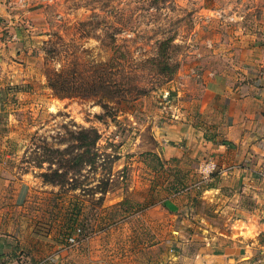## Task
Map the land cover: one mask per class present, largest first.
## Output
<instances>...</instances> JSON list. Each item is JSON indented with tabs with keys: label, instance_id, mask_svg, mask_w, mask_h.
<instances>
[{
	"label": "rangeland",
	"instance_id": "rangeland-1",
	"mask_svg": "<svg viewBox=\"0 0 264 264\" xmlns=\"http://www.w3.org/2000/svg\"><path fill=\"white\" fill-rule=\"evenodd\" d=\"M263 60L264 0H0V264H264L204 139Z\"/></svg>",
	"mask_w": 264,
	"mask_h": 264
},
{
	"label": "crops",
	"instance_id": "crops-1",
	"mask_svg": "<svg viewBox=\"0 0 264 264\" xmlns=\"http://www.w3.org/2000/svg\"><path fill=\"white\" fill-rule=\"evenodd\" d=\"M209 92L217 101V106L210 108L219 111V115L213 119L216 124L213 130L219 132L218 136L215 132L204 136L209 152L221 155L226 166L244 161L255 169L257 162H264L261 155L264 153V70L249 82L232 89L214 82ZM218 137L221 139L218 140ZM1 189L0 185V199Z\"/></svg>",
	"mask_w": 264,
	"mask_h": 264
}]
</instances>
